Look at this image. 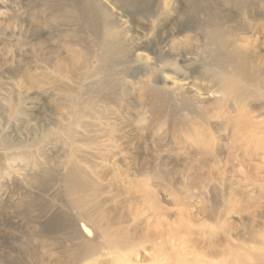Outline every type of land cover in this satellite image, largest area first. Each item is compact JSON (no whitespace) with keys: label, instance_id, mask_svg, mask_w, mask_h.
Instances as JSON below:
<instances>
[{"label":"rangeland","instance_id":"obj_1","mask_svg":"<svg viewBox=\"0 0 264 264\" xmlns=\"http://www.w3.org/2000/svg\"><path fill=\"white\" fill-rule=\"evenodd\" d=\"M83 1L0 0V264H264V111L249 100L261 140L242 163L227 141L242 102L203 70L231 41L256 47L251 22L264 27V2L250 1L247 15L236 0H85L84 18ZM139 38H149L136 52L146 59L124 63ZM175 84L191 106L207 105L211 125L176 95L152 105L146 94ZM227 202L240 208L227 214ZM117 229L130 237L114 238ZM86 240L91 260L74 262Z\"/></svg>","mask_w":264,"mask_h":264},{"label":"bare ground","instance_id":"obj_2","mask_svg":"<svg viewBox=\"0 0 264 264\" xmlns=\"http://www.w3.org/2000/svg\"><path fill=\"white\" fill-rule=\"evenodd\" d=\"M236 1H237V4L241 6V8L249 9L250 8L249 6H251L252 2L259 3L260 0H236ZM250 1H251V4H250ZM261 1L264 2V0H261ZM87 8H88V1L84 0L81 3V7L79 8L80 13L81 14L83 13L84 18H88L87 12L85 11ZM89 8L91 9L90 6ZM252 10L253 8H250L249 11L247 12V15H250ZM100 25L102 26V32L99 30V33L101 34L103 33L104 28H103L102 22ZM255 26H256V31H258L259 33V36H257L253 40L256 47L254 46L252 42L248 43L249 44L248 47L245 45L244 46H240V45L234 46L231 41L230 42V44L232 45L231 49L229 48L226 51L222 50L221 48L218 50L214 49V55H210L209 57L203 60L205 62L204 63L205 66L203 67V70L205 72L210 73L213 81H215L223 89L222 90L223 94L232 100V105L234 106L235 102L237 103L242 102V107L234 111L235 112L234 115L230 116V118L227 120V125H228L230 132H229V137L226 136L227 141L230 140V144H231L230 153L232 154V152H235V158L242 163L244 162V159L239 153L242 151L243 153H245L246 152L245 150H248L251 147L257 148V146H255L256 141L261 140V137L258 136L259 137L258 138L256 134V130L260 126L258 125L257 122L252 120L250 116V112L248 108H246L249 100L250 101L256 100L255 108H259L264 111V96H263V99L260 101V103H258L257 102L258 94L256 92H253L249 88V86L250 87L254 86L255 88L260 89L264 94V56H262V59H258V55H257L258 54L257 46L259 43H262L263 49H264V40L260 41L261 39L264 38V27L262 25H259L257 23V20H254L253 22H251L252 29ZM146 28H148V25ZM206 31L211 37H213L217 33L216 32L217 27L213 23L212 26H210L209 29H207ZM140 35L142 36V32L140 33ZM99 37H100L99 35H95V43H96V39ZM148 39L146 41H142L139 38L138 40L133 41L135 42V44L130 43L129 46H125L123 53H126V55L124 57L125 61L123 60V62L126 63L127 61H130L132 57H134V61L135 60L140 61L141 59H146L147 57L146 54L140 55V54H136V52L137 51L143 52V50L148 49V45L146 44ZM221 41H222V38L220 40H216V43L214 45H218V42H221ZM102 47H100L99 49H101ZM111 48L112 47L110 46L107 50ZM119 55H121L120 52H119ZM119 57L121 58V56ZM86 58H88V56H86ZM98 65L99 63L97 62V66ZM107 65L108 63L104 64V70L110 69L109 67H107ZM177 69H179V67H173V72L177 73L176 72ZM106 82L105 81H102L101 83L98 82L97 85H105ZM147 83L148 81H144V84H147ZM221 84L225 86V88ZM173 89L175 90V92L166 89L163 95L156 94L153 92L148 93L146 95H149L150 97H152V99H154L152 105H154L157 109H165V104H167V101L170 100V96L172 98V95H176L179 99L185 102L186 108H189L190 110H192V113H193L192 118H195V122H200V124L204 126L211 125V123L209 124L208 121L205 120L208 114H204L203 109L201 110V112L199 110V108H202V106L203 107L207 106L206 104L205 105L199 104L198 106H191L190 103L187 101V97L185 95V91L183 90L182 84H175ZM211 104L212 103H209L208 105H211ZM177 109L180 110L182 108L181 106L175 107V110L172 111L173 114H175V111ZM168 111H166L167 114H168ZM175 117H181V116L176 113ZM189 123L190 122H188V124ZM192 124H193V121H191L189 125L192 126ZM57 130L65 133V130L63 128H55L54 131H57ZM54 131L49 130V132L51 133ZM261 136L264 142V125H262V135ZM213 139L214 140H213L212 145H214V148L223 149L224 139L221 137V135L213 134ZM261 148L262 147H260V149ZM214 157L215 155H212L211 159H213ZM231 161H232V157L230 156V160H228V162H231ZM260 168H262V173L264 174V163H262V167ZM72 178L74 177L70 176L66 180V185H68V187H71V188L75 185V181ZM262 178H264V176ZM206 180L208 179H205L204 181ZM262 183H264V179H262ZM203 186L204 184H202V187ZM224 205L225 207L227 206V214H229L231 211H234V210L237 211V209L240 208V207L238 208L237 205L232 204V202H227V204H224ZM80 213L84 214L83 217H87L88 219H91L87 215L88 213L86 211H80ZM77 217L79 219H82V217H79L78 215ZM82 221H80V223L78 224L80 226L79 230L81 228V233L85 237L89 238L90 233L84 231V229L86 230V227H84L85 224L82 223ZM108 236L109 235L107 233H104V238H109ZM113 236L114 238L121 239V240H125L126 238L130 237L129 234L126 236L125 232L122 231L121 229H119V232L117 229ZM92 243H93V240L85 241V244H83L82 247L80 248V249H84V252H79L77 256L74 257V262H78V259L80 257L86 258L84 260H91L89 258L93 255V253L95 252L94 250L96 248L95 245H93ZM111 243L113 244V246H115L114 244H117V242H113V241H111ZM239 246H240L239 244H234L232 248L228 249V252L223 253L221 255V257L219 258V261H221L222 263L228 262L229 259L231 258V252H233V250L237 251ZM122 262H124V260H122ZM124 264H138V263H133L127 260Z\"/></svg>","mask_w":264,"mask_h":264}]
</instances>
